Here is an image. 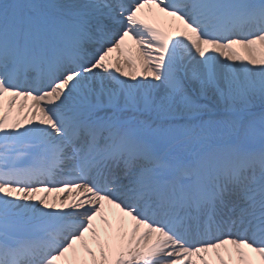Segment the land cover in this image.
<instances>
[{
  "label": "snow or ice",
  "instance_id": "obj_1",
  "mask_svg": "<svg viewBox=\"0 0 264 264\" xmlns=\"http://www.w3.org/2000/svg\"><path fill=\"white\" fill-rule=\"evenodd\" d=\"M0 264H264V0L0 2Z\"/></svg>",
  "mask_w": 264,
  "mask_h": 264
},
{
  "label": "bare ground",
  "instance_id": "obj_2",
  "mask_svg": "<svg viewBox=\"0 0 264 264\" xmlns=\"http://www.w3.org/2000/svg\"><path fill=\"white\" fill-rule=\"evenodd\" d=\"M149 79H150V77H149ZM48 196H49V202H52V198L53 197L63 198L64 194L63 193H55V192H52V193H48ZM56 203L59 204V199L56 200Z\"/></svg>",
  "mask_w": 264,
  "mask_h": 264
}]
</instances>
